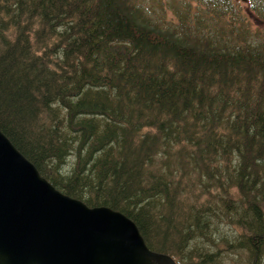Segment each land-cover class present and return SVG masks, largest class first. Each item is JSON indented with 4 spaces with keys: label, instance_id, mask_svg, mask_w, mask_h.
Segmentation results:
<instances>
[{
    "label": "trees",
    "instance_id": "16d2710c",
    "mask_svg": "<svg viewBox=\"0 0 264 264\" xmlns=\"http://www.w3.org/2000/svg\"><path fill=\"white\" fill-rule=\"evenodd\" d=\"M235 3L0 0V131L178 264H264V0Z\"/></svg>",
    "mask_w": 264,
    "mask_h": 264
},
{
    "label": "water",
    "instance_id": "95a60500",
    "mask_svg": "<svg viewBox=\"0 0 264 264\" xmlns=\"http://www.w3.org/2000/svg\"><path fill=\"white\" fill-rule=\"evenodd\" d=\"M0 264H178L136 224L55 188L0 131Z\"/></svg>",
    "mask_w": 264,
    "mask_h": 264
},
{
    "label": "rangeland",
    "instance_id": "374dc122",
    "mask_svg": "<svg viewBox=\"0 0 264 264\" xmlns=\"http://www.w3.org/2000/svg\"><path fill=\"white\" fill-rule=\"evenodd\" d=\"M237 1L240 2L239 3L240 6L238 5L239 10L241 12H244L245 13L246 12V9H247L248 2L249 1H254V0H244V1L237 0ZM233 6H234V8L236 6L235 0H234V5ZM164 9L167 10V12H168V17H169V22L168 23H170V24L181 23V21L177 19L176 12H175V10L173 9V7L170 4H166L164 6ZM252 16L253 17H256V18H255L254 21L248 20L247 21V26L251 30H253V29L255 30V28H256V29H258V31L264 32V20L263 19H260V17H257L255 14H252Z\"/></svg>",
    "mask_w": 264,
    "mask_h": 264
}]
</instances>
